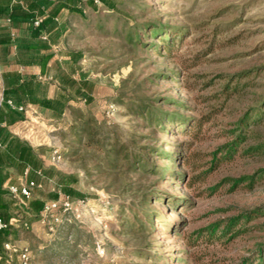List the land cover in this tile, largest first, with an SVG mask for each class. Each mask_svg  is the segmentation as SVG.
Wrapping results in <instances>:
<instances>
[{"label":"rangeland","instance_id":"rangeland-1","mask_svg":"<svg viewBox=\"0 0 264 264\" xmlns=\"http://www.w3.org/2000/svg\"><path fill=\"white\" fill-rule=\"evenodd\" d=\"M66 2L71 8L57 17L51 41L70 107L44 122L50 164L26 179L41 186L28 200L8 189L16 219L29 226L12 241L29 248L33 264L254 260L264 252V217L240 225L246 232L232 239L198 231L264 211V179L233 190L229 182L264 168V156H236L204 174L211 154L230 141L231 125L264 103V0ZM150 26L161 35L145 34ZM243 72L250 75L236 77ZM138 104L162 122L134 115ZM251 130L264 140V118ZM55 150L58 163L51 162ZM55 201L53 212L35 215L32 203Z\"/></svg>","mask_w":264,"mask_h":264},{"label":"crops","instance_id":"crops-1","mask_svg":"<svg viewBox=\"0 0 264 264\" xmlns=\"http://www.w3.org/2000/svg\"><path fill=\"white\" fill-rule=\"evenodd\" d=\"M69 8L66 0H0V218L13 228L10 234L0 232V247L9 242L22 249L12 241L18 223L8 189L27 179L26 170L32 177L50 164L44 122L65 115L69 102L58 87V50L51 41L59 31V15ZM36 18L41 19L38 28L32 25ZM7 100L24 109H10ZM0 264H18V257L4 253Z\"/></svg>","mask_w":264,"mask_h":264},{"label":"trees","instance_id":"trees-1","mask_svg":"<svg viewBox=\"0 0 264 264\" xmlns=\"http://www.w3.org/2000/svg\"><path fill=\"white\" fill-rule=\"evenodd\" d=\"M145 34H150L153 37H156L157 35H161L158 33V30L150 26L145 31ZM35 35H38V31H35ZM164 36V35H163ZM158 36V37H163ZM136 43H140V35L136 34ZM162 43L164 46V50L166 49L168 52L170 51V48L173 45V40L171 41L169 37L163 38ZM250 75V72H243L238 74L236 77L238 78H246ZM159 76V75H157ZM232 80L231 78L229 79ZM228 87V86H227ZM70 107V105H67L65 108ZM134 111V115L138 116L139 118H142L143 120H146L150 125L158 126L162 122V118L158 115H155L151 111V108L146 105H140L136 107ZM264 118V103L262 106H258L255 109H248L246 110L236 122H234L231 125V129L228 131V134L230 135V141L224 144L223 146L219 147L215 152L211 154L212 160L210 162V168L204 172V174H207L211 172L212 170L216 169L222 162H228L232 161L236 156H247V157H254V156H264V140H261L259 137H255L254 134H252V130L254 127H257ZM250 140H255L256 142L254 144L246 146V148L242 149L241 147L244 146L246 143H248ZM111 153H113L115 156L118 155V151L111 150ZM152 153H157L158 156H164L166 157L165 153L162 154V152L159 151H153ZM143 160H136L137 166L142 165L143 171L146 170V163L142 162ZM158 174V173H157ZM264 179V168H260L256 170L254 173L248 176H242L237 179H231L229 180L231 184V189H235L240 185H245L248 188L253 187L257 182ZM228 181V180H227ZM217 187V186H216ZM215 187V188H216ZM214 188V189H215ZM65 192H70L69 189H65ZM154 199H158L157 196H153ZM156 197V198H155ZM147 196L145 195L143 199H146ZM147 204V202H145ZM33 208L36 209V211L42 210V205H40L38 202H34ZM264 217V211L260 208H256L250 211H244L241 214L230 218L226 221H221L214 223L210 226H208L205 229H202L198 231L199 234L205 233V235H209L210 237H213L215 233L221 235L222 237H227L228 239H232L234 237H237L241 233L246 232V228L242 227L240 228V225H245L246 223H249L250 221L259 219ZM18 221V229L23 228V219H17ZM25 229V228H24ZM13 228L9 226L4 231H11ZM3 231V232H4ZM7 243V242H5ZM29 250V248H27ZM264 252L262 250H258L257 254L255 256L254 260H248L243 259L240 264H263L264 258L263 255Z\"/></svg>","mask_w":264,"mask_h":264},{"label":"built area","instance_id":"built-area-1","mask_svg":"<svg viewBox=\"0 0 264 264\" xmlns=\"http://www.w3.org/2000/svg\"><path fill=\"white\" fill-rule=\"evenodd\" d=\"M40 24H41V19H39V18H36L35 20L32 21V25L35 28H38L40 26ZM6 105L12 110L22 111L24 109L22 106L18 107L16 105H14V103L10 100L6 101ZM59 161H60V155L58 154V151L55 150L52 153L51 162L52 163H58ZM28 174H29V170H26L24 175L27 176ZM35 174L38 176H41L42 172L36 171ZM40 186H41L40 183L25 180L24 184H21L20 186H11L9 188V191L13 196H17V197L21 196L22 198L28 200L31 197V191L35 188H39ZM62 202L63 203L61 205L64 208V211L69 210L71 205L68 202V200L65 198L64 200L62 199ZM58 206H59V202H56V201L55 202H49V203L45 204L42 208L43 215L53 212L55 209L58 208ZM16 223H18L17 220H16ZM9 226H11V224L5 223L2 220V218H0V232L4 231ZM23 228L28 229L29 228L28 223L24 222ZM4 253L16 254L18 257V264H33L32 260H31L30 251L27 248L19 249L16 246H14L13 244L7 242V243H4L0 247V256H2Z\"/></svg>","mask_w":264,"mask_h":264}]
</instances>
